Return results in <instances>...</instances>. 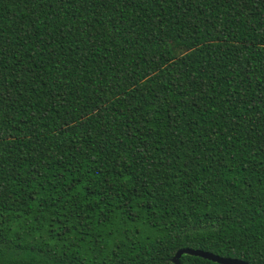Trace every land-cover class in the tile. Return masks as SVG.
Wrapping results in <instances>:
<instances>
[{"label":"trees","instance_id":"1","mask_svg":"<svg viewBox=\"0 0 264 264\" xmlns=\"http://www.w3.org/2000/svg\"><path fill=\"white\" fill-rule=\"evenodd\" d=\"M182 247L264 264V0H0V264Z\"/></svg>","mask_w":264,"mask_h":264},{"label":"water","instance_id":"2","mask_svg":"<svg viewBox=\"0 0 264 264\" xmlns=\"http://www.w3.org/2000/svg\"><path fill=\"white\" fill-rule=\"evenodd\" d=\"M181 254L198 256L219 264H247V262L237 258L222 257L208 251H203L201 249H192L188 247L178 248L170 258L171 264H180L179 257Z\"/></svg>","mask_w":264,"mask_h":264}]
</instances>
